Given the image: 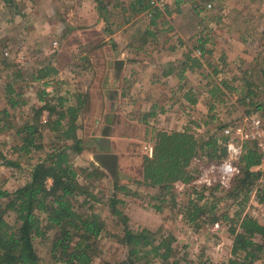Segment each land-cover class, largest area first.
Masks as SVG:
<instances>
[{"label":"rangeland","instance_id":"rangeland-1","mask_svg":"<svg viewBox=\"0 0 264 264\" xmlns=\"http://www.w3.org/2000/svg\"><path fill=\"white\" fill-rule=\"evenodd\" d=\"M115 1L117 2L101 0V3L103 2L101 5L104 6L102 16L107 17L109 28L112 30L107 32L105 23L98 14H94V18L90 19L93 3L97 11L98 5L94 0L93 3L92 0H0V152L7 159L18 161L23 166L43 157L56 142L55 134L45 130L42 139L43 149L34 151L30 157L26 155L18 157V154L12 151V147L19 142L16 130L24 122L33 119L35 110L43 104L40 100L42 96L46 94L49 97L79 96L83 115L80 110L77 133L82 138L85 149L73 157V164L76 167H87L93 163L105 172L102 178L91 180L93 189L99 197L92 210L105 222V228L97 239L98 249L94 262L113 263L123 259L127 252L126 247L118 240L123 232V225L109 207L114 194L122 201L117 203L116 207L126 215L127 224L131 229L145 227L152 231L161 230V234H172L175 237L173 246L177 258L181 259V264H217L225 261L231 257L232 240L228 230L230 220L225 219L224 215L232 218L236 211L241 210L243 215L248 214L264 224V200L258 201L259 197H264V119L259 111H252L253 107L238 103L240 94L246 92V87H242L244 80L252 84L251 90L256 93L254 98L264 101V0H238V3L228 0H215L212 3L205 0H183L178 6L175 5V0H159L164 4L162 11L165 9L170 11L168 16L172 24L168 26L164 23L162 30L158 31L159 38L147 44L145 51L143 49L130 51L128 55L116 51L117 54H113L114 57L109 60L111 61L109 70L113 74L114 58L120 57L122 61L126 59L128 62L131 58L137 57L138 61H142L147 58V52L152 48V51L155 50L156 54L160 55L157 60L160 64L168 63L166 55L168 49L164 48L165 44L172 40L174 44L181 41L188 50L186 54L194 59L199 58V64L195 65L194 73H188L185 80L183 78L181 86L184 85V90L180 91L178 88L179 91L176 90L175 95L190 93L197 102L194 105L188 101L177 102L174 116H178L179 121L182 112L186 116L181 123L178 122L174 126V129L180 128L177 131L188 130L196 135H204L208 130L216 132L217 127L223 125L216 133L218 144L225 147L230 133L236 126L241 125L249 130L252 126L248 122L259 119L263 129L262 135L248 140H255L263 153L259 166L262 175L255 182L248 200L243 205H238L227 195L233 176L227 187L215 183L205 186L198 182L199 177L205 174L210 178H216L218 174L211 171L210 163H220L226 156L215 161L208 160L204 155L195 156L197 159H193L189 166L194 178L189 183H184V186L181 185L182 182L175 184L174 199L169 195L166 200L158 201L156 198L158 188L146 186L138 181L140 167L134 157L140 159L141 155L145 154L143 147L152 145L150 129L174 131L170 130L167 124L172 118H166L162 122L156 118L150 120L136 118L137 116L130 112L125 114L120 96L113 97L116 106L111 110L112 113L115 111L116 118L107 120L106 123L112 125L109 137L118 156L116 171L117 175L122 174L121 180L112 177L96 161L94 155L101 151L96 146L93 135L96 128L101 135L102 128L87 127L84 106L88 88L89 93L91 91L89 101L97 98L101 102L105 98L106 91L98 92L96 88L100 89V86L88 84V81L92 72L101 75L107 71H102V61L107 60L104 46L114 44L113 39L108 37L129 25L126 29L131 30L129 39L134 38L135 45H138L143 38L153 36L147 35L146 32L159 29L157 25L150 23L148 13L134 15L129 23L122 24L123 17L128 14L122 13L120 7L112 8ZM128 1L125 0L123 3ZM166 1H169L170 5H167ZM165 20L167 21L166 18ZM170 27L172 29H169ZM175 30L178 32L173 34ZM199 38L206 39L205 55L196 47ZM5 52L8 54L5 55ZM58 52L62 61L67 63L62 69L64 71L61 78L53 80L54 82L49 85L40 80H33L31 77L35 69L46 63L53 65ZM90 57L97 59V71L89 69L92 67ZM10 85L14 90L12 93L7 91ZM124 87H120L118 93H121ZM9 95L25 103L13 108L7 102ZM181 104L184 108L180 106ZM102 108L101 104L99 107L101 116ZM4 110L8 112L7 116ZM247 110L250 112L247 113ZM93 114H96L93 121L98 117L101 120L98 111ZM41 119L43 122L46 121V111L42 112ZM224 137L226 140H223ZM248 140L243 141L242 146ZM234 164L237 166V161ZM23 179V172L3 164L0 159L1 189L13 191L23 183ZM79 181L88 182L83 175L79 177ZM114 182L125 185L127 190H117ZM191 201L199 205L214 203L216 220L214 221L212 216L204 218V215H201L195 222H190L185 214ZM156 206H160L161 210H156ZM86 207L88 205L81 210L85 212ZM14 218L12 212H7L6 219L10 223H13ZM51 236L52 231L48 232L43 240L35 239L40 264H64L52 257ZM254 264H264V257L257 259Z\"/></svg>","mask_w":264,"mask_h":264},{"label":"trees","instance_id":"trees-1","mask_svg":"<svg viewBox=\"0 0 264 264\" xmlns=\"http://www.w3.org/2000/svg\"><path fill=\"white\" fill-rule=\"evenodd\" d=\"M94 1L98 5V15L105 23V30L112 32L107 17L101 13L103 2ZM123 1L125 0H117L112 6L120 7L122 13L128 14L123 17L122 24L129 23L134 15L148 13L150 23L157 25V20L163 13L170 14L168 9L162 11V8L152 5L151 0H129L127 3ZM182 1L175 0V5L178 6ZM205 1L212 3L215 0ZM146 33L154 35L152 31ZM197 42L196 47L205 55L206 39H197ZM185 60L181 63L184 67L188 66L186 62L199 64L198 58L194 59L188 54L185 55ZM184 67H180V79L183 78ZM54 73V66L47 64L35 69L31 78L46 80ZM242 87H246V92L240 94L238 103L253 107L252 111H259L264 119V101L254 98L256 93L251 90L250 82L244 80ZM179 88L182 89V86ZM7 91L14 92L11 85ZM185 98L192 103L196 102L190 93H186ZM40 100L43 104L35 110L33 119L24 122L16 130L19 142L12 147V151L17 153L18 157H30L34 151L43 149L45 130L55 134L54 145L43 157L29 162L26 166L7 159L0 152L3 164L15 167L24 174L23 183L13 191L0 188V264H40L35 239H45L50 231V251L56 261H62L64 264H96L94 259L98 249L97 239L105 228V222L92 210L99 197L91 180L102 178L105 172L93 163L87 167H76L73 164V157L85 149L84 142L77 133L80 97H77L76 104H68L65 95L49 97L46 94ZM7 102L13 108L25 103L10 95ZM248 110L247 113L250 112ZM43 111L47 112L44 122L41 119ZM4 113L8 115L5 110ZM147 114L153 116L155 112L152 110ZM222 127L223 125H219L217 129L221 130ZM150 132L152 155L143 154L140 159L137 156L134 158L140 167L138 181L146 186L158 188V201L166 200L169 195L174 199L175 184L189 183L194 178L189 166L195 156L204 155L210 161L226 156L225 147L218 144L216 132L208 130L207 134L196 135L188 130L166 131L155 128L150 129ZM224 139L226 140L225 137ZM96 146L99 148L98 142ZM262 158L263 153L255 140L244 143L243 151L237 159L238 172L231 179L227 193L238 205L245 204L255 182L262 175L259 169ZM82 175L88 180L87 183L79 181ZM117 178L121 180L122 174L116 175ZM114 187L120 191L127 190L125 185H119L118 182H114ZM263 200V196L258 199L259 202ZM110 201V211L123 225V232L118 240L126 247L127 252L119 261H106L101 264H181V259L176 256L173 246L175 237L172 234H161V230L152 231L145 227L131 229L127 224L126 215L116 207L117 203L122 202L117 194H114ZM86 205L88 207L83 212L81 208ZM155 208L161 210L160 206ZM187 211L185 215L190 222H195L201 215H204V218L212 216L213 220H216L214 203L199 205L191 201ZM7 212L14 214L13 223L6 219ZM224 218L230 220L228 230L232 240L231 257L217 264H254L257 259L264 257V224L248 214L243 215L241 210L236 211L232 218L225 215Z\"/></svg>","mask_w":264,"mask_h":264},{"label":"crops","instance_id":"crops-1","mask_svg":"<svg viewBox=\"0 0 264 264\" xmlns=\"http://www.w3.org/2000/svg\"><path fill=\"white\" fill-rule=\"evenodd\" d=\"M228 1L231 2L234 1L235 3H238V0H228ZM166 2L167 5H170L169 1ZM93 5H92V13L90 15V19H93L94 16L98 14ZM148 17H150L149 14ZM165 18L167 19V21L165 20ZM95 21L97 22L96 19ZM157 22H158L157 26L159 27V29H157V31L154 32L152 31L154 35L151 36V38H143L141 44L138 45H135L136 40L134 38L129 39V32L131 30H126L129 25L125 26L124 30L116 31L114 34H112V36H109L108 38H112L114 44L113 45L106 44V46H104V50L107 52L106 53L107 57H105L107 58V60L105 62L102 61V66H103L102 71L104 70L107 71L102 72L101 75H99V73L92 72L90 81H88V84L93 83L92 85L100 86L99 87L100 89L96 88L98 92L106 91V95H104L105 98L103 97L104 99L103 100L101 99L102 100L101 102L100 99L97 98H92L89 101L91 91L89 93V88H88V90L86 91L87 96L85 97L86 105L84 106V108H86V112L84 113V115L87 117L86 118L87 127L92 128L93 126H98L100 127V129L102 128L101 135L98 134L96 128V131H94L95 133L93 135L95 138L94 140L99 144L98 141L99 137L106 136V138L108 139L107 149L106 151H104L106 153L116 154L112 146V141L109 137V133L111 131L112 125L106 123L107 120L109 121L110 119L113 120L116 118L115 111L114 113H112L111 110L116 106L113 100V97H115V95L120 96L121 101L124 103L123 107L125 108V110L123 111V113L125 114H127V112H130L133 115H136L137 116L136 118L140 117L142 119H149V120L156 118L158 121H162V122H164L166 118L167 119L172 118V120H169L167 122L169 126L168 128H170V130H180V128L174 129V126L178 122L181 123L180 121H183L186 116L185 113L182 112L181 113L182 118L180 121L177 119L178 116L177 117L174 116L177 102L185 103L188 101L190 102V104L193 105L196 104L197 102V99L195 97L194 99H196V102L194 103L186 99L185 98L186 93H183L182 96L175 95L176 90L179 91L180 89L179 86H181L182 82H184V80L188 78V73H194L196 71L195 70L196 66L192 64V62L191 63L186 62V65H188L186 67H184V65L181 64L183 61L187 60V59L185 60V55L188 51L187 49L184 48V45L181 41L180 42L178 41L175 44L173 43V40L170 43L167 44L164 43L165 44L164 48L168 49V52L166 54L168 63L160 64V62L157 61L159 60L160 55L156 54L155 50L152 51L151 48L147 52L148 54L147 58H144V60L142 61H138L137 57H134V59L131 58L128 62H126V59L122 61V58L120 57L114 58L113 59L114 73L112 74L111 71L109 70V67L111 65V61L109 60L112 57H114V55L117 54V52L121 53L122 55H128L129 54L128 52L130 51L136 52V51H140L141 49L145 51L147 48L146 46L147 44H150L153 41H155V39L157 40L159 38L158 31L162 30L163 24L165 23L168 26L172 24L170 17L166 13H163L162 17L159 20H157ZM169 29H172V27H170ZM148 30L151 29L148 28ZM176 32L178 31L175 30L173 34H175ZM180 37L183 38L182 36ZM213 39L215 41V37ZM172 44H174V46H172ZM59 56L60 53L59 52L56 53L55 61L52 63L54 68L56 69V73L49 76V78H47L46 80H40V82L42 83L45 82L49 85L50 83L54 82L53 80H57L58 78H61L62 71H64L62 69L66 67L67 63L63 62L62 58H60ZM89 59H91L92 61V67H89V69L93 68L94 70L97 71L98 70L97 69L98 66L96 63L97 59L95 58L92 59L91 57ZM177 60H179V62H177ZM45 65H47V63ZM181 66L184 67V71H182L184 80L183 78L180 79L179 77L180 75L179 71ZM122 86H125L124 87L125 89H123L121 93H118L119 91L118 89ZM183 86L184 85H182V89H180V91L184 90ZM65 96L67 98V95ZM71 96L72 97L67 98L68 104H76V99L78 96L77 97H74L73 95ZM114 99L116 100V98ZM101 104L103 106L102 116L99 113L101 109V108L99 109V107ZM180 106L183 107V104H181ZM87 109L89 110L87 111ZM152 110L155 112V115L148 116L147 113H149ZM187 110L189 111V107ZM95 111H98V116L99 115L101 116V120L98 117L95 121H93V116L96 115L93 114ZM81 112L80 113L83 115L82 110ZM99 148L100 151L102 152L100 145Z\"/></svg>","mask_w":264,"mask_h":264},{"label":"built area","instance_id":"built-area-1","mask_svg":"<svg viewBox=\"0 0 264 264\" xmlns=\"http://www.w3.org/2000/svg\"><path fill=\"white\" fill-rule=\"evenodd\" d=\"M150 3L160 8H163L164 6L162 1L159 0H151ZM7 54L8 53L5 52V55ZM248 123H251L252 126V128H250L249 130L244 129L243 126L239 125L236 126L230 133L231 136L228 138L225 144L226 158L223 159L220 163H210L211 165L209 164L211 167V171L217 172V177L210 178L206 176L207 174H205L199 177L198 182H202L203 184H205V186H209L212 183L219 184L223 187L229 186L231 177L238 172V168L237 166H235L234 162L237 161L243 151L242 142L251 138H257L263 133V129L260 125L259 119H252ZM238 141H240V143H238ZM143 149L145 154H147L148 156L152 155V145H145ZM193 159H197V157H194ZM195 182L196 181H193V183ZM181 185L184 186V183H182Z\"/></svg>","mask_w":264,"mask_h":264},{"label":"water","instance_id":"water-1","mask_svg":"<svg viewBox=\"0 0 264 264\" xmlns=\"http://www.w3.org/2000/svg\"><path fill=\"white\" fill-rule=\"evenodd\" d=\"M106 135V134H105ZM107 138L106 136L99 137V145L102 149L101 153L95 154L94 157L98 164L106 169L112 177H116L117 171H116V163H117V156L114 153H106L107 149Z\"/></svg>","mask_w":264,"mask_h":264}]
</instances>
